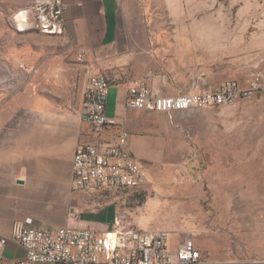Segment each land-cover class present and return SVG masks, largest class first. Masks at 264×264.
<instances>
[{
  "label": "rangeland",
  "instance_id": "rangeland-1",
  "mask_svg": "<svg viewBox=\"0 0 264 264\" xmlns=\"http://www.w3.org/2000/svg\"><path fill=\"white\" fill-rule=\"evenodd\" d=\"M172 1L166 10L181 12L149 15L160 67L185 85L180 93L227 82L238 92L222 104L175 111L179 162L158 165L152 177L145 171L139 187L96 192L91 206L111 207L138 228L192 236L212 260L264 264V0ZM30 2L0 0L1 116L24 81L13 59L39 38L12 27V15Z\"/></svg>",
  "mask_w": 264,
  "mask_h": 264
},
{
  "label": "crops",
  "instance_id": "crops-1",
  "mask_svg": "<svg viewBox=\"0 0 264 264\" xmlns=\"http://www.w3.org/2000/svg\"><path fill=\"white\" fill-rule=\"evenodd\" d=\"M63 2V34L37 33L35 48L13 59L21 65L18 71L24 81L3 116L0 112L1 235H9L13 222L27 216L37 225L111 228L118 214L115 209H94L91 205L98 201L96 195L71 190L74 151L89 133L81 114L90 75L104 73L109 78L105 113L127 131L128 150L148 177L155 175L158 165L179 162L174 158L181 136L172 119L175 111H148L126 104L134 79H145L163 96L177 95L185 88L158 64L157 36L149 18L159 11L181 12L166 10L176 2ZM177 240L170 233L171 248ZM24 253L20 245L7 242L0 264H15ZM202 256L204 261L194 264H244Z\"/></svg>",
  "mask_w": 264,
  "mask_h": 264
},
{
  "label": "built area",
  "instance_id": "built-area-1",
  "mask_svg": "<svg viewBox=\"0 0 264 264\" xmlns=\"http://www.w3.org/2000/svg\"><path fill=\"white\" fill-rule=\"evenodd\" d=\"M64 8L63 0H38L34 11L12 15V27L21 33L62 35ZM109 85L104 73L90 75L83 94L81 116L89 125V133L74 151L71 190L88 196L100 190L139 187L146 181L143 165L128 150L127 131L105 113ZM258 86V81H254L252 87ZM237 92V84L227 82L218 90L163 96L155 93L145 79H134L128 87L126 104L168 113L222 104ZM7 242L20 245L25 251L15 264H194L204 261L192 236H180L176 247L171 248L170 231L135 227L121 214L115 215L107 230L37 225L27 216L13 222L9 235L0 234V260Z\"/></svg>",
  "mask_w": 264,
  "mask_h": 264
},
{
  "label": "bare ground",
  "instance_id": "bare-ground-1",
  "mask_svg": "<svg viewBox=\"0 0 264 264\" xmlns=\"http://www.w3.org/2000/svg\"><path fill=\"white\" fill-rule=\"evenodd\" d=\"M36 3H38V0H32V2L16 11L13 15H23L26 12L34 11L36 9Z\"/></svg>",
  "mask_w": 264,
  "mask_h": 264
}]
</instances>
